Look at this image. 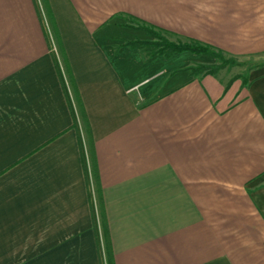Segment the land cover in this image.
<instances>
[{
	"label": "crops",
	"instance_id": "obj_1",
	"mask_svg": "<svg viewBox=\"0 0 264 264\" xmlns=\"http://www.w3.org/2000/svg\"><path fill=\"white\" fill-rule=\"evenodd\" d=\"M145 28L253 63L194 75ZM108 251L264 264V0H0V264Z\"/></svg>",
	"mask_w": 264,
	"mask_h": 264
},
{
	"label": "trees",
	"instance_id": "obj_2",
	"mask_svg": "<svg viewBox=\"0 0 264 264\" xmlns=\"http://www.w3.org/2000/svg\"><path fill=\"white\" fill-rule=\"evenodd\" d=\"M149 36L155 38L158 41H144V42H134L132 46H137L142 49H150L149 54H161L165 56H170L175 53H182V52H190L193 54L203 55L206 58L212 59H219L220 63H211L209 64H199L194 66L188 70H190L194 75H202V74H209L213 75L216 74L219 70L231 67L235 65V59L232 57L226 56L222 51L213 48L209 45L200 43L195 40H188V41H177V42H169L166 39L160 37L155 32L145 28L144 29ZM147 51V50H146ZM227 57V58H225ZM213 61V60H212ZM94 166V164H93ZM95 170V167H94ZM108 264H111L110 261V252L108 251Z\"/></svg>",
	"mask_w": 264,
	"mask_h": 264
},
{
	"label": "rangeland",
	"instance_id": "obj_3",
	"mask_svg": "<svg viewBox=\"0 0 264 264\" xmlns=\"http://www.w3.org/2000/svg\"><path fill=\"white\" fill-rule=\"evenodd\" d=\"M116 34L117 35H140V36H143L144 35V37H145V33L144 32H139L137 30L130 29V28H127V27H122L121 29L116 30ZM157 35H159L160 37L166 39L169 42H177V41H180V40H178L177 38H175L172 35H161V34H157ZM148 37H149L150 40H153V41L156 40L155 38H153V37H151L149 35H148ZM156 41H158V40H156ZM181 42H184V41L182 40ZM144 50L145 51L147 50V52H149L150 49L146 48ZM181 57H186V58H189V60H192L193 61V60H195V58L197 56H195L193 54H189V53H184V54H181ZM201 57H204V56H201ZM225 58H227V57H225ZM212 60L209 59V62H211V63L213 62V63H217V64L221 62L219 59H212ZM234 63H236V64L235 65H232L231 67H229V70L227 71L229 74L243 73V72L246 71V69H248L247 66L250 65L253 62H250V64H249L248 62L247 63H244V62L242 63V62H239V61L235 60ZM243 64H245V65H243Z\"/></svg>",
	"mask_w": 264,
	"mask_h": 264
}]
</instances>
